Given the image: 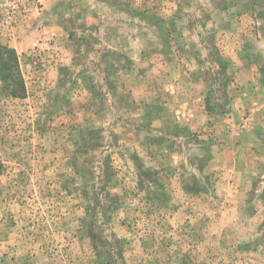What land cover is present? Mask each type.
I'll list each match as a JSON object with an SVG mask.
<instances>
[{
    "label": "rangeland",
    "instance_id": "1",
    "mask_svg": "<svg viewBox=\"0 0 264 264\" xmlns=\"http://www.w3.org/2000/svg\"><path fill=\"white\" fill-rule=\"evenodd\" d=\"M0 264H264V0H0Z\"/></svg>",
    "mask_w": 264,
    "mask_h": 264
},
{
    "label": "trees",
    "instance_id": "2",
    "mask_svg": "<svg viewBox=\"0 0 264 264\" xmlns=\"http://www.w3.org/2000/svg\"><path fill=\"white\" fill-rule=\"evenodd\" d=\"M0 75L11 94L23 98L26 87L19 68L18 53L8 46H0Z\"/></svg>",
    "mask_w": 264,
    "mask_h": 264
}]
</instances>
